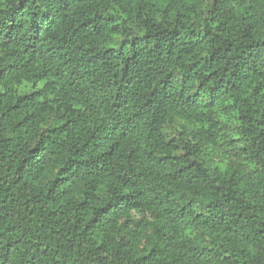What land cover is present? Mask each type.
<instances>
[{
	"label": "trees",
	"instance_id": "trees-1",
	"mask_svg": "<svg viewBox=\"0 0 264 264\" xmlns=\"http://www.w3.org/2000/svg\"><path fill=\"white\" fill-rule=\"evenodd\" d=\"M0 264H264V0H0Z\"/></svg>",
	"mask_w": 264,
	"mask_h": 264
}]
</instances>
